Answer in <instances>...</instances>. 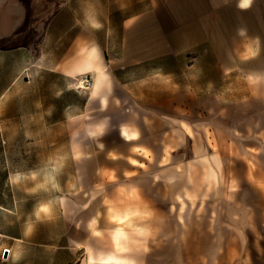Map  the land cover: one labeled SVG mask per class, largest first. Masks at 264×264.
<instances>
[{
  "label": "crops",
  "instance_id": "1",
  "mask_svg": "<svg viewBox=\"0 0 264 264\" xmlns=\"http://www.w3.org/2000/svg\"><path fill=\"white\" fill-rule=\"evenodd\" d=\"M238 4L0 0L3 165L11 166V151L34 152L25 157L35 161L57 151L43 139L57 138L61 124L80 175L79 167L112 165L89 149L114 150L131 171L161 166L164 180L178 183L176 197L198 202L178 208L195 218L178 222L172 241L163 233L162 252L147 223L146 242L131 240L130 253L99 249L82 264H187L186 227L202 247L194 264H264V0ZM82 75L91 88L73 87ZM11 195L0 192V263L36 264V247L56 239L42 242L14 220ZM169 245L179 248L173 259Z\"/></svg>",
  "mask_w": 264,
  "mask_h": 264
},
{
  "label": "rangeland",
  "instance_id": "2",
  "mask_svg": "<svg viewBox=\"0 0 264 264\" xmlns=\"http://www.w3.org/2000/svg\"><path fill=\"white\" fill-rule=\"evenodd\" d=\"M65 131V125L60 124L57 138L54 135L44 136V143L55 142L58 150H44L41 161L25 157L34 152L11 151L14 156L11 166L3 165L0 151V192L5 189L12 193L10 202L15 205L12 218L30 227L42 242L56 239L53 244L37 246L41 251H34L35 255L28 258L30 261L35 259L36 264H48V255H55L54 264H62L66 259H71L68 264H82L86 255H92L99 249L107 253H130L131 240L146 242L147 223L154 229L156 245H159L155 250L162 252L163 246L158 240L163 233L171 236L172 241L173 236L179 233L178 222L189 223L192 222L189 219L195 218L194 215L177 214L179 207H194L198 202L176 197L178 183L171 174L166 176L171 179L165 181L161 166L149 168L142 165L131 171L118 157L117 153L121 152L94 148L89 149L88 154L95 162L112 165L79 167L80 175L78 167L68 157L66 148L69 140ZM87 145L89 148L94 146L90 142ZM152 172L154 183L151 181ZM51 206L56 213L54 208L50 213ZM152 208L154 215L148 213V209L151 211ZM188 229L186 227V259L187 264H194L191 260L196 250L200 251L202 247L192 245L194 238L190 234L194 232ZM115 238L120 240L119 249L115 248ZM171 245L165 249L171 252L170 259H173L179 248ZM39 255H42L41 263L38 262Z\"/></svg>",
  "mask_w": 264,
  "mask_h": 264
},
{
  "label": "built area",
  "instance_id": "3",
  "mask_svg": "<svg viewBox=\"0 0 264 264\" xmlns=\"http://www.w3.org/2000/svg\"><path fill=\"white\" fill-rule=\"evenodd\" d=\"M92 85L93 79L90 75H82L73 80V87L77 90L89 89Z\"/></svg>",
  "mask_w": 264,
  "mask_h": 264
},
{
  "label": "clouds",
  "instance_id": "4",
  "mask_svg": "<svg viewBox=\"0 0 264 264\" xmlns=\"http://www.w3.org/2000/svg\"><path fill=\"white\" fill-rule=\"evenodd\" d=\"M251 3V0H239V4H238V7L242 10L244 9H247L248 8V5ZM244 30L241 29L239 34L242 35L244 34Z\"/></svg>",
  "mask_w": 264,
  "mask_h": 264
},
{
  "label": "water",
  "instance_id": "5",
  "mask_svg": "<svg viewBox=\"0 0 264 264\" xmlns=\"http://www.w3.org/2000/svg\"><path fill=\"white\" fill-rule=\"evenodd\" d=\"M7 255V250H4L3 256L6 257Z\"/></svg>",
  "mask_w": 264,
  "mask_h": 264
}]
</instances>
